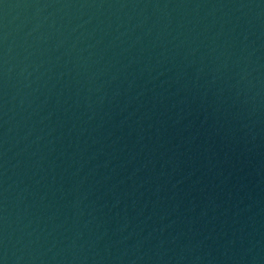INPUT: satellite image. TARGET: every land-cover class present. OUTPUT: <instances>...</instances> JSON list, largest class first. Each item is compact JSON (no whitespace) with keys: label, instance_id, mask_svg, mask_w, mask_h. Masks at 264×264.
I'll return each mask as SVG.
<instances>
[{"label":"water","instance_id":"water-1","mask_svg":"<svg viewBox=\"0 0 264 264\" xmlns=\"http://www.w3.org/2000/svg\"><path fill=\"white\" fill-rule=\"evenodd\" d=\"M0 264H264V0H0Z\"/></svg>","mask_w":264,"mask_h":264}]
</instances>
